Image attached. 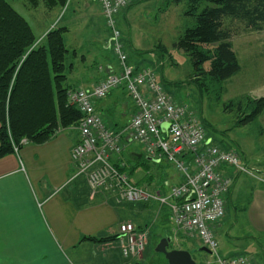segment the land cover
Here are the masks:
<instances>
[{"label":"crops","instance_id":"1","mask_svg":"<svg viewBox=\"0 0 264 264\" xmlns=\"http://www.w3.org/2000/svg\"><path fill=\"white\" fill-rule=\"evenodd\" d=\"M38 6L31 5V8ZM42 6L47 8L43 2ZM60 7L70 14L64 20L61 16L58 22L53 20L39 30L38 39L51 28L62 26L66 28L65 44L66 36H73L72 40L81 44L92 43L85 54L79 53L82 46L72 49L76 54L71 57L72 68L67 82L73 88L90 89L108 74L118 73L117 62L110 57L96 64L97 50L93 43H102L109 48V34L104 37L107 28L95 0H67ZM127 11L118 15L121 35L130 31ZM126 45L130 65L148 66L145 62L150 60L141 56L143 51L129 36ZM163 52L162 48L158 51L159 54ZM88 54L92 58L86 64ZM161 66L163 61L160 59L159 68ZM148 67L152 68L151 65ZM152 69L157 72L156 68ZM94 107L112 132H122L135 111L122 88L113 89L106 97L95 100ZM78 137L76 125L61 130L43 144H24L18 155L12 153L0 157V264H153L154 257L146 252L148 242L139 256L126 257L121 253L118 226L124 221L131 222L138 229L149 227L148 237L156 224L158 241L154 242L155 245L163 237H170L173 242L172 234L176 240H183L172 228L168 206H160L154 200L116 204L113 200H106L101 193L92 195L70 157L71 147ZM121 140L122 150L111 154L109 161L112 165L128 167V177L133 184L146 186L151 193L159 191L166 195L170 186L179 183V175L168 172L165 161L159 163L147 159L149 162H144L143 150L138 143L124 136ZM227 172L232 177L227 198L237 181L247 187L249 195L240 211L246 217L248 234L254 242L241 248L234 246V252L226 256L242 255L250 260V264H264V183L256 179L243 180L242 174L232 169ZM151 217L156 220L153 224ZM90 236L107 239L99 242L82 239Z\"/></svg>","mask_w":264,"mask_h":264},{"label":"built area","instance_id":"2","mask_svg":"<svg viewBox=\"0 0 264 264\" xmlns=\"http://www.w3.org/2000/svg\"><path fill=\"white\" fill-rule=\"evenodd\" d=\"M132 1L95 0L109 30L108 46L119 72L108 74L90 89L74 88L68 92L69 103L81 113L79 137L70 151L77 174L84 177L92 195L102 193L116 204L154 200L160 206H168L173 230L209 249L218 264H250L242 255L222 259L217 254L215 229L225 215L226 196L232 185L227 169L246 175L252 170L240 163L237 152L207 139L198 115L186 103L173 100L152 68L130 65L116 21ZM116 88L125 91L135 108L122 132L109 130L94 107L95 100ZM122 136L138 143L148 160H163L174 167L180 180L169 187L168 194L151 193L148 188L133 184L126 173L110 164L109 156L122 150ZM13 148L18 155L20 149ZM257 175L251 177L264 183V175ZM118 232L122 254L141 255L146 232L137 231L129 221L120 223Z\"/></svg>","mask_w":264,"mask_h":264},{"label":"rangeland","instance_id":"3","mask_svg":"<svg viewBox=\"0 0 264 264\" xmlns=\"http://www.w3.org/2000/svg\"><path fill=\"white\" fill-rule=\"evenodd\" d=\"M7 2L30 23L38 41L42 39H38L37 32L39 30L47 27L53 20L58 22L61 16H64V20L70 14L60 6L52 9L44 8L42 2H39L36 9L31 8L29 0H7ZM205 4L203 3V5ZM129 7L128 5L123 10L124 13ZM186 9V2L135 1L125 14L130 31L129 33L125 31L121 36L124 51H126V39L129 36V39L131 38L143 51L141 56L150 60L145 62L146 65L156 68L157 79L163 84L165 91L176 103H186L189 110L201 116L209 141L219 144L222 148L237 152L240 163L252 170L247 175L241 173V178L253 180L251 175H264V110L256 119L245 125L239 124L238 120L250 113V108L246 105L248 99L252 100L264 95V24L258 31H243V25L239 22L226 20L225 24L233 32L231 42L240 64V71L223 82L211 81L207 78L197 80L194 77L189 57L172 46L182 30L193 24L192 18L184 15ZM63 13L64 15H62ZM120 20L118 16L116 21L118 27ZM102 29L106 28L102 26ZM106 30L104 37L109 34V30ZM72 38L73 36H66V45L69 51L82 46L79 53L89 52L92 43L81 44L73 41ZM99 44L93 43L97 50L96 64L102 63L108 57L115 60L110 47L106 48L102 43ZM159 45L165 48V51L161 53L162 58L158 53ZM90 58L92 55L88 54L86 64H89ZM160 59L163 61V66L159 68ZM70 60L72 61V58ZM237 101H240V107L236 106ZM161 162L164 161H159V163ZM166 164H168V172L175 176L178 175L171 164ZM167 184H171V182ZM248 195L247 187L241 186L237 181L233 185L230 196L226 199L225 215L218 223L220 228L215 229L218 242L217 254L222 259L227 254L234 252V246L241 248L254 242L248 234L250 229L246 217L243 211H240V208L246 203ZM151 219L153 224L155 219L152 217ZM167 226L170 227L169 224ZM156 227L157 225L153 224L149 237V227L144 228L147 237L146 244L148 242L147 246L145 244L146 252L154 257L153 264H167L164 256L155 251L154 242L158 241L155 235ZM175 232L183 240L181 238L176 240V236L172 234L173 242H171L170 249L181 248L190 251L197 264L199 262L218 264L216 256L201 251V245L197 241H190L179 230ZM248 253L249 251H246L245 254L249 256Z\"/></svg>","mask_w":264,"mask_h":264},{"label":"trees","instance_id":"4","mask_svg":"<svg viewBox=\"0 0 264 264\" xmlns=\"http://www.w3.org/2000/svg\"><path fill=\"white\" fill-rule=\"evenodd\" d=\"M29 1L32 7L43 2L50 9L64 6L67 0ZM167 1L186 2L184 15L193 20L172 46L189 57L194 77L223 82L236 75L240 64L232 47L233 32L225 21L239 22L243 31L260 30L264 24V0ZM65 31V27H53L38 41L26 18L7 0H0V157L14 153V146L20 149L26 143L40 145L61 130L78 126L81 113L68 101V92L74 88L67 82L72 68L70 59L76 51L66 47ZM240 104L236 102L237 107ZM246 105L250 113L240 118L239 124L245 125L263 112L264 95L248 99ZM198 117L205 130L203 119ZM22 140L24 144L20 143ZM143 159L149 162L146 157ZM113 166L129 175L128 167ZM104 198L113 200L105 195ZM82 239L99 242L107 238Z\"/></svg>","mask_w":264,"mask_h":264},{"label":"water","instance_id":"5","mask_svg":"<svg viewBox=\"0 0 264 264\" xmlns=\"http://www.w3.org/2000/svg\"><path fill=\"white\" fill-rule=\"evenodd\" d=\"M171 238L163 237L157 243L155 251L164 256L167 264H197L192 258L190 251L186 249H170ZM200 250L210 254L206 247H200Z\"/></svg>","mask_w":264,"mask_h":264},{"label":"flooded vegetation","instance_id":"6","mask_svg":"<svg viewBox=\"0 0 264 264\" xmlns=\"http://www.w3.org/2000/svg\"><path fill=\"white\" fill-rule=\"evenodd\" d=\"M198 264H203V263L199 262Z\"/></svg>","mask_w":264,"mask_h":264}]
</instances>
